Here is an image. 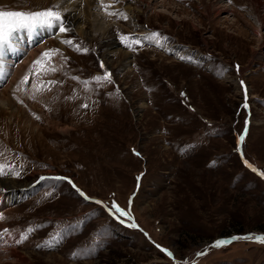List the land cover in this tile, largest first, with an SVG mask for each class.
I'll return each instance as SVG.
<instances>
[{"label": "rangeland", "instance_id": "obj_1", "mask_svg": "<svg viewBox=\"0 0 264 264\" xmlns=\"http://www.w3.org/2000/svg\"><path fill=\"white\" fill-rule=\"evenodd\" d=\"M53 5L0 111V264H264V0H0Z\"/></svg>", "mask_w": 264, "mask_h": 264}, {"label": "bare ground", "instance_id": "obj_2", "mask_svg": "<svg viewBox=\"0 0 264 264\" xmlns=\"http://www.w3.org/2000/svg\"><path fill=\"white\" fill-rule=\"evenodd\" d=\"M87 5L88 11L91 13L89 14L90 17L96 18L95 13L91 11L93 2L89 1ZM72 15L68 17L67 21L73 24L78 31L82 32V19L80 18L82 15L79 12ZM100 25L103 26V23H100ZM61 35H63V32L59 30L58 24L51 27L40 25V27L37 26V28L30 30L20 28L10 35L6 43L0 44V111L10 110L12 115L20 112V107L15 103L11 90L15 86L16 81L27 72L33 59L47 46V39L44 40V38L53 36V38L58 39ZM124 51V54H128ZM25 123L30 125L33 121L29 116H25ZM36 127H38L37 124ZM0 185L5 188L4 190L0 189V194L4 196L7 194V201L11 200L14 194L16 197V194L19 191L21 192V188L19 189L21 185L14 181L1 179ZM0 233L2 232L0 231ZM12 254L26 261V257L21 256L16 249H12Z\"/></svg>", "mask_w": 264, "mask_h": 264}, {"label": "snow or ice", "instance_id": "obj_3", "mask_svg": "<svg viewBox=\"0 0 264 264\" xmlns=\"http://www.w3.org/2000/svg\"><path fill=\"white\" fill-rule=\"evenodd\" d=\"M54 9H57V10H54ZM58 9H59V5H53L52 7H49L43 11H35V12H19V11L0 10V44L6 43L10 35L12 34V32H14L18 28H32V27H35L36 25H45V26L51 27V26L58 24L59 30L61 32L68 31V29L65 27L63 23V17L61 16V12ZM105 10L107 11V6ZM109 14H112V13H109ZM65 42L70 43V41H65ZM57 51L58 50H49V51H46L43 55L44 57H47L50 59L51 58L50 54L53 52H57ZM36 63L40 64V61H36ZM101 67H103V65H101ZM237 70H238V67H237ZM53 71H55V69H53ZM96 79L97 80L105 79L110 82V74H105L103 78L97 77ZM241 83L243 84V82ZM245 95H247L246 89H245ZM245 107H247V105H245ZM242 140H243V137H241V141ZM248 166L251 167V165H248ZM261 175H264V173H261ZM55 179H63V178L57 177ZM69 183H71V181H69ZM81 195H83V193H81ZM116 210L117 212H120L121 215H125L123 210L119 209L118 207ZM247 238L251 239V237H247ZM234 239H237V238H234ZM256 239L259 242L264 243V237H256ZM225 243H226L225 241H217L215 246L219 247V246L224 245Z\"/></svg>", "mask_w": 264, "mask_h": 264}]
</instances>
